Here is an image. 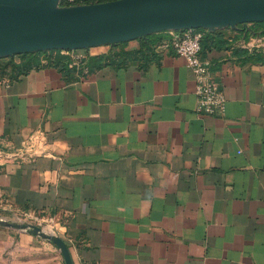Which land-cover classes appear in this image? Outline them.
<instances>
[{
    "label": "crops",
    "instance_id": "1",
    "mask_svg": "<svg viewBox=\"0 0 264 264\" xmlns=\"http://www.w3.org/2000/svg\"><path fill=\"white\" fill-rule=\"evenodd\" d=\"M203 29L220 32L202 48L220 114L198 109L171 30L80 49L79 65L0 56V214L43 224L73 264H264V20ZM0 264L67 261L0 224Z\"/></svg>",
    "mask_w": 264,
    "mask_h": 264
},
{
    "label": "water",
    "instance_id": "2",
    "mask_svg": "<svg viewBox=\"0 0 264 264\" xmlns=\"http://www.w3.org/2000/svg\"><path fill=\"white\" fill-rule=\"evenodd\" d=\"M50 0L30 10L0 11V56L36 50H75L161 30L209 28L264 20V0H113L61 6ZM0 224L27 229L57 244L67 264L68 245L35 224Z\"/></svg>",
    "mask_w": 264,
    "mask_h": 264
},
{
    "label": "built area",
    "instance_id": "3",
    "mask_svg": "<svg viewBox=\"0 0 264 264\" xmlns=\"http://www.w3.org/2000/svg\"><path fill=\"white\" fill-rule=\"evenodd\" d=\"M68 4H74L75 0H66ZM169 41L162 43L163 47H172L175 52L182 56L187 65L196 74L198 96V109L206 114H220L226 108V96L211 70V64L202 54V40L206 35L203 28L171 30ZM261 41L262 38H259ZM72 58L73 65L82 64L85 54L80 49L63 50Z\"/></svg>",
    "mask_w": 264,
    "mask_h": 264
},
{
    "label": "rangeland",
    "instance_id": "4",
    "mask_svg": "<svg viewBox=\"0 0 264 264\" xmlns=\"http://www.w3.org/2000/svg\"><path fill=\"white\" fill-rule=\"evenodd\" d=\"M50 0H21L17 3H20L19 5H17L16 7H0V11H6V10H30V9H35V8H39L41 6H43L46 2H48ZM64 0H61L60 5L61 6H69V5H77V4H64L63 2ZM108 1H113V0H85L86 3H81L82 5H90V4H96V3H104V2H108ZM11 3L5 1V0H0V6L3 5H10ZM10 213V214H9ZM8 214H0V218L3 219L5 222H17L20 221L18 219V215L9 212ZM22 222H27L25 221V219H22ZM38 225L43 227V224H39L38 222H35ZM47 229V228H46ZM50 231V230H49Z\"/></svg>",
    "mask_w": 264,
    "mask_h": 264
},
{
    "label": "trees",
    "instance_id": "5",
    "mask_svg": "<svg viewBox=\"0 0 264 264\" xmlns=\"http://www.w3.org/2000/svg\"><path fill=\"white\" fill-rule=\"evenodd\" d=\"M64 4H68V2L66 0L63 1ZM75 4H81V3H86L85 0H75L74 1ZM220 32L216 31L214 33H207L206 36L204 37V39L202 40V48H203V42L208 38V36H211L212 38L218 39ZM42 53H46L53 57L54 59H58L59 61L65 60L66 64H69V62L71 61V57L69 54H65L62 53L61 50H51V51H46V52H36V53H28L29 55H33L34 54V58L39 57L40 54ZM23 56H27V54H24ZM35 60V65H37L38 61L36 59Z\"/></svg>",
    "mask_w": 264,
    "mask_h": 264
},
{
    "label": "bare ground",
    "instance_id": "6",
    "mask_svg": "<svg viewBox=\"0 0 264 264\" xmlns=\"http://www.w3.org/2000/svg\"><path fill=\"white\" fill-rule=\"evenodd\" d=\"M2 1V0H1ZM7 1L8 3L10 2L11 4L10 5H3V6H0V7H16L17 5H19L20 3H17L21 0H5Z\"/></svg>",
    "mask_w": 264,
    "mask_h": 264
}]
</instances>
